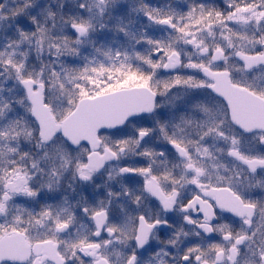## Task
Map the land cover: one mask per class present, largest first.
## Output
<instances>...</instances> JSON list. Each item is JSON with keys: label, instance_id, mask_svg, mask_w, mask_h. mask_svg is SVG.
I'll return each instance as SVG.
<instances>
[{"label": "snow or ice", "instance_id": "1", "mask_svg": "<svg viewBox=\"0 0 264 264\" xmlns=\"http://www.w3.org/2000/svg\"><path fill=\"white\" fill-rule=\"evenodd\" d=\"M0 264H264V0H0Z\"/></svg>", "mask_w": 264, "mask_h": 264}]
</instances>
